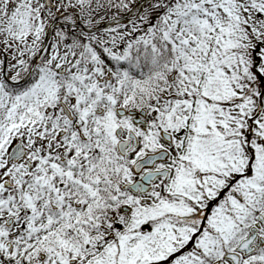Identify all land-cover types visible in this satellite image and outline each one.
Wrapping results in <instances>:
<instances>
[{"label": "snow or ice", "instance_id": "obj_1", "mask_svg": "<svg viewBox=\"0 0 264 264\" xmlns=\"http://www.w3.org/2000/svg\"><path fill=\"white\" fill-rule=\"evenodd\" d=\"M0 264H264V0H0Z\"/></svg>", "mask_w": 264, "mask_h": 264}]
</instances>
